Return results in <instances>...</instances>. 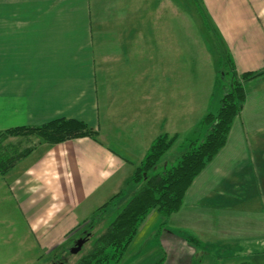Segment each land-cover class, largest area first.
I'll list each match as a JSON object with an SVG mask.
<instances>
[{"label": "crops", "instance_id": "obj_1", "mask_svg": "<svg viewBox=\"0 0 264 264\" xmlns=\"http://www.w3.org/2000/svg\"><path fill=\"white\" fill-rule=\"evenodd\" d=\"M132 1L124 14L119 0H0V132L60 119L82 121L98 132L96 138L42 143L0 175V253L27 254V260L31 254L35 260L37 253L68 251L99 212L126 199L155 139L176 136L171 149L179 142V153L193 141L195 107L180 95L188 87L180 80V63L158 70L154 86H139L143 119L123 122L113 116L122 84L116 78L130 74L137 64H127L129 71H110L104 62H131L125 52L129 37L148 38L130 21L132 12H138L145 14L141 26L148 13L158 14L156 20L171 29L177 43L181 17L190 21L199 16L204 31L209 29L216 39L208 37V43L226 47L235 74L262 75L245 84L247 100L226 145L195 179L180 211L161 233L163 219L151 214L132 245L153 239L152 251L165 253L163 264H264L259 201L251 207L250 198L224 194L226 182L232 184L230 175L237 189L241 182L234 172L246 159L253 162L247 130L264 126V0H162L167 5L153 11L149 0L143 5ZM106 44L114 51L105 58L101 49ZM121 100L130 107L134 98L126 91ZM148 105L154 106L151 113ZM149 117L157 126L169 125L170 131L157 128L146 151L143 126ZM185 125L187 130L180 131ZM171 149L160 162L162 169L175 162L173 156L166 159Z\"/></svg>", "mask_w": 264, "mask_h": 264}, {"label": "rangeland", "instance_id": "obj_2", "mask_svg": "<svg viewBox=\"0 0 264 264\" xmlns=\"http://www.w3.org/2000/svg\"><path fill=\"white\" fill-rule=\"evenodd\" d=\"M180 1L182 2L183 0ZM132 2L136 5L144 4L143 0H133ZM119 3H122L124 6L123 13L125 14V12H128L127 7L131 5V0H119ZM166 5L167 2L165 1V3H163L162 0H149L148 3L150 11L157 8L160 10ZM112 10H115L114 6H112ZM142 15L145 14L132 12L130 21L133 24H136L135 27H140L139 31L143 37L146 33V37L148 38L140 39L138 36H133V33L129 37L131 39L128 46H126V51L124 46V51L126 52V55L129 56L131 62L115 60H105L104 62L105 66L109 68L110 71L112 69L128 70L131 63L134 65L137 64L136 68H131L130 74L128 73V75L125 76L121 74L123 77L116 78L118 79L117 81H121L122 84L117 82L120 84L118 87L120 90L115 94L116 101L112 105L113 116L115 115L116 119H123V122L133 119H143L145 110L141 108V104L138 101L139 86H154L156 84L154 79L158 70L163 71L170 69L173 62L174 64L180 63V69L183 70L181 72H184L180 80L185 81L186 86H188L183 89V96L182 92L180 95L186 104L189 103L190 107H195L197 129L194 137L193 135H190L192 136L191 138H193L191 140L194 141L196 138L202 137L207 129V127L198 129V125L208 114L218 113L221 108V100L223 96L230 90L233 84L235 73L233 72V65L230 61L229 55L226 52V47L220 43H208V37L212 38L213 42H216V39L213 32L209 29L204 31L202 23L199 21V16L193 17L196 19L190 21L181 17L179 29L177 30V39L179 40V43H177L175 40L172 42L170 36L171 29L169 30L165 28L162 21L156 20L158 14L148 13V18L146 17L147 23H143L141 26L142 21L139 20ZM162 37L163 39H161ZM111 51L113 52L114 48L109 46V44L104 45L101 49V53L104 54L105 58ZM137 56H142V61L139 60ZM134 59H138L139 62L132 61ZM193 72H195V75L192 74ZM166 80L169 81V78H166ZM252 84L253 83H250L249 85ZM126 91L130 92V98H134V101H131L130 107H128V104H122L123 100H121L122 96H125ZM152 108H154L153 105H148L149 113H151ZM148 120L149 123L144 124L143 126V144L146 151L150 147L151 138L154 137L157 128L162 129V133L170 131L169 125L157 126L150 122L152 120L151 117H149ZM187 127V125L180 126L179 129L184 132L187 130ZM252 131L247 130L251 135L249 140L252 149L251 159L253 162L246 159L234 172L235 177L241 182L240 184L239 181H237V189L236 187L233 188V186H236V183L233 182V173L230 175V182H232V184L229 183V180L226 182L224 188L229 187V190L225 191L224 194L227 193L229 199L244 200L245 198H250L248 200H251V207L258 206L259 201L260 210H264V126H260L257 131ZM190 133L191 131L188 134ZM178 143L166 155V159L170 158V156L174 157L173 161L175 162H171L169 167L177 165L180 159L182 152L179 153ZM23 147L24 145H22V148ZM188 147L185 148V151ZM143 157L144 156H142V159ZM157 169L158 172H161L162 165L160 164ZM136 189L138 190V187L131 183L126 199H123L124 197L121 198L115 205H111V207L101 213V215L93 218L89 224L87 223L88 225L85 226L83 235L81 234L75 237V240L71 243V247L68 251L57 253L55 255L37 253L35 260L31 259V254L30 259L27 260V254L0 253V264H77L84 255L92 250V245L95 239L106 232L108 224L114 213L117 211V208L121 206L122 202L126 201L127 203V201L130 200L129 197L137 191ZM122 207L123 206L120 208ZM164 226L165 225L159 227L158 231L160 232L163 230ZM89 231L92 233L88 243L84 245L83 249L78 254H71L70 250L74 248L77 240L86 237L85 233ZM156 239L159 240V233ZM152 243L153 239H149L145 244L136 243L135 245H131L118 264H163L166 259L165 253H162V255L159 252V249L157 251L154 250L153 252ZM162 256L163 258L161 259Z\"/></svg>", "mask_w": 264, "mask_h": 264}, {"label": "trees", "instance_id": "obj_3", "mask_svg": "<svg viewBox=\"0 0 264 264\" xmlns=\"http://www.w3.org/2000/svg\"><path fill=\"white\" fill-rule=\"evenodd\" d=\"M261 75H234L230 90L221 100L220 110L217 114H208L202 120L198 129L207 127L206 132L202 137L190 141L177 165L165 167L158 172L157 168L175 143L176 136L164 134L155 139L135 172L133 184L138 190L122 208L117 209L106 232L95 239L92 250L77 264H118L151 214H158L163 219V226L173 214L180 211L195 179L226 145L233 122L247 100L244 85ZM97 135L98 132L86 123L73 119H60L39 127H19L0 132V175L13 169L42 143L55 145L73 139L96 138ZM91 233L87 232L84 237L87 239L86 244Z\"/></svg>", "mask_w": 264, "mask_h": 264}, {"label": "water", "instance_id": "obj_4", "mask_svg": "<svg viewBox=\"0 0 264 264\" xmlns=\"http://www.w3.org/2000/svg\"><path fill=\"white\" fill-rule=\"evenodd\" d=\"M87 239L86 238H80L79 240H77V242L75 243L74 248H72L70 250L71 254H78L84 247V245L86 244Z\"/></svg>", "mask_w": 264, "mask_h": 264}, {"label": "flooded vegetation", "instance_id": "obj_5", "mask_svg": "<svg viewBox=\"0 0 264 264\" xmlns=\"http://www.w3.org/2000/svg\"><path fill=\"white\" fill-rule=\"evenodd\" d=\"M87 235V233H85V236Z\"/></svg>", "mask_w": 264, "mask_h": 264}]
</instances>
